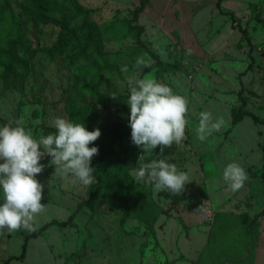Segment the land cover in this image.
Wrapping results in <instances>:
<instances>
[{"label": "rangeland", "instance_id": "1", "mask_svg": "<svg viewBox=\"0 0 264 264\" xmlns=\"http://www.w3.org/2000/svg\"><path fill=\"white\" fill-rule=\"evenodd\" d=\"M79 1L89 11L88 21L107 27L103 49L111 54L108 66L101 77L93 74L100 98L89 95L87 100H79L72 88L79 74L77 69L90 66L92 59L84 57L71 67L62 56L48 53L47 48L59 37V26L44 22L42 13L29 8L26 0H0V50L10 56L12 66L9 69L0 66V126L23 119L25 127L38 139L44 135L45 125H51L55 117H64L76 123L82 120L107 133L117 123L129 119L128 77L156 79L186 98L188 124L179 146L173 143L163 154L158 146L144 154L142 164L165 158L186 172L191 181L179 195L157 192L152 187L142 194L135 207L131 206L127 216L124 208L104 202L96 213L83 208L74 214L78 203L89 197L90 185L73 183L71 176L55 175V166L49 164L51 157L46 155L40 161L44 170L37 175L44 185L42 203L46 211L36 217L35 229L52 219L68 220L74 214L73 220L66 226L53 223L39 236L30 238L23 257L25 240L19 232L30 231H0V264L8 260L10 264H188L192 232L198 229L203 234L220 202L229 195L243 198L247 191L244 187L235 193L229 190L222 178L228 163L235 161L244 167L251 183L248 189L253 193L261 195L264 189V29L251 27L247 23L251 18L245 21L252 15L260 20L264 4L259 8L262 12L251 9L235 14V5L222 6L221 0L218 6L217 0L211 8L215 13L227 9V14L218 15L226 22L227 30L219 29L213 36L203 29L197 43L183 28L170 32L173 20L171 29L163 27V23L155 24L153 30L142 34L145 41H138L135 28L138 20L134 14L141 0ZM209 15L207 9L202 17ZM211 21L207 19V23ZM160 28L168 29V34L162 32L163 38L162 33L155 31ZM242 28L247 30L251 43ZM217 41L220 47L209 51L207 48ZM148 47L165 63L163 70L135 67L138 57L150 64L155 61L147 53ZM226 50H230L228 54ZM123 66L128 67L127 73L121 71ZM242 88L248 109L263 122H255L246 115L232 125V108L240 105L238 92ZM119 94L123 104L116 101ZM106 96L112 101L107 102ZM202 111L211 112L214 120L221 116L225 120L221 130L203 142L196 133L198 114ZM122 145L131 146L138 157L142 154V149L131 142V132L116 145L119 151ZM136 171L132 168L126 173L132 185L142 186L145 182L135 180ZM126 199L121 200L122 204L130 201ZM207 205L212 215L209 218L200 207ZM158 210L162 211L155 215Z\"/></svg>", "mask_w": 264, "mask_h": 264}, {"label": "clouds", "instance_id": "2", "mask_svg": "<svg viewBox=\"0 0 264 264\" xmlns=\"http://www.w3.org/2000/svg\"><path fill=\"white\" fill-rule=\"evenodd\" d=\"M150 66V61L145 58H136V68ZM128 70L127 66L121 68L124 73ZM128 89L126 103L130 109L131 142L142 149L138 162L144 160L145 153L158 146L161 154L173 143L179 146L185 139L188 124L186 98L152 78L128 77ZM198 118L196 133L202 142L225 124L222 116L214 120L207 111L200 112ZM51 126L55 131L38 139L34 138L30 128L25 127L23 119L0 126V231L35 230L36 217L46 211L42 203L44 185L37 179L45 167L40 161L46 155L51 157L49 164L55 166L54 174L61 178L71 176L73 183L78 181L85 186L95 179L91 161L99 149L89 145L100 137V129L89 131L84 123L64 117H55ZM222 178L233 193L241 190L249 179L244 167L235 161L224 167ZM135 180L151 184L157 192L175 195L183 192L191 181L186 172L165 158L142 164L136 171Z\"/></svg>", "mask_w": 264, "mask_h": 264}, {"label": "trees", "instance_id": "3", "mask_svg": "<svg viewBox=\"0 0 264 264\" xmlns=\"http://www.w3.org/2000/svg\"><path fill=\"white\" fill-rule=\"evenodd\" d=\"M220 1H218V6H220ZM26 2L29 8L42 13L44 22L53 23L60 27L59 37L56 42L47 48L50 55L62 56L71 67L79 64L84 57L93 60L90 66L88 65L84 66V68L77 69L79 74H76L72 88L78 99L85 101L89 95L100 98V91L95 82L96 78H93V74L101 77L105 71V67L108 66L109 56L111 55L105 53L103 49V41L107 37V27L105 24H98L92 20L88 21L89 11L79 0H26ZM145 3H149V0H141V6L134 14V19L138 20L135 28L137 29V37L140 42L145 41L142 39L145 27L139 22V13L144 10ZM221 12L227 14L223 9H221ZM242 32L246 35L248 43H251V38L248 36L247 30L242 28ZM146 51L155 58V61L147 69L151 70L156 67L158 70H163L165 63L160 59L158 54L149 47ZM20 52L25 53L22 50ZM9 60L10 56L6 57V52L0 50V66H4L7 69L11 68L12 66ZM238 95L240 105L232 108V125H236L242 121L246 115L251 116L255 122H263L257 114L248 109V101L244 95L243 88L238 92ZM127 97H129V94ZM106 101L111 102L112 99L106 96ZM116 101L123 104L122 95H117ZM124 106L128 109L125 104ZM78 121L80 123L82 120ZM82 123H84L89 131L95 129L84 121ZM54 131L55 129L51 125L44 126V135ZM130 132L131 128L128 126V121L124 123L120 122L109 132H102L100 137L93 144L89 145L90 147L97 146L99 149L98 155L94 156L91 161V167L94 168L93 175L95 181L89 186V197L78 203L74 214L83 208H88L93 213H96L100 203L104 202L112 206L124 208L125 216H127L131 206L135 207L136 203L141 200L142 194L151 191L153 186L146 182L142 186L132 185L131 178L126 173V170L132 168L137 170L142 165V162L145 161V158L143 161L138 162V155L135 154L131 146L122 145V150L120 151L116 147ZM262 177L264 178V164ZM126 198L130 201H127V204L124 205L122 201L127 200ZM161 211L158 210L155 215H158ZM74 214L65 221L52 219L38 229L30 232L20 231L19 233L25 240L24 251L21 257L25 255L27 242L30 238L39 236L53 223L61 226L68 225L73 220ZM4 264H10V261L8 260Z\"/></svg>", "mask_w": 264, "mask_h": 264}, {"label": "crops", "instance_id": "4", "mask_svg": "<svg viewBox=\"0 0 264 264\" xmlns=\"http://www.w3.org/2000/svg\"><path fill=\"white\" fill-rule=\"evenodd\" d=\"M216 2L217 0H149V6L141 12V22H139L145 27V31L149 32L154 29L155 24L162 26V23L163 27L171 29L173 20L174 24L170 32L174 30L178 32L183 28L185 32L192 34L197 42L198 39L200 41L198 36L203 29L207 30V35L209 33L213 36L219 33V29L227 30L226 22L219 17L223 13L212 11L211 5ZM221 2L222 6L224 3L235 5V14L251 9L259 11L262 3L264 4V0H222ZM262 7L264 8V5ZM207 9L210 15L202 17ZM223 10L227 11L224 8ZM263 16H260V20L253 15L247 16L246 20L242 19L247 22L251 18L247 23H250L251 27L260 26L263 30ZM207 19L212 21L207 23ZM253 19L256 23H252ZM165 28L155 31L164 32L166 35L168 29ZM212 30L215 32L213 33ZM232 30L238 33V30ZM164 35L162 33V38ZM219 47L220 42L217 41L207 49L212 51ZM229 51L226 50L227 54ZM250 186L248 179L245 182L244 190L247 191L243 198L229 195L217 205L215 216L203 234L198 229L192 232L188 245V264H264V189L259 195L248 189ZM210 205L212 206L211 200Z\"/></svg>", "mask_w": 264, "mask_h": 264}, {"label": "built area", "instance_id": "5", "mask_svg": "<svg viewBox=\"0 0 264 264\" xmlns=\"http://www.w3.org/2000/svg\"><path fill=\"white\" fill-rule=\"evenodd\" d=\"M201 208H203L202 210H203V213H204V211L206 212L205 213V216L207 217V218H209V217H211L212 215H211V212H209V210H210V206L209 205H207V207L206 206H200Z\"/></svg>", "mask_w": 264, "mask_h": 264}]
</instances>
